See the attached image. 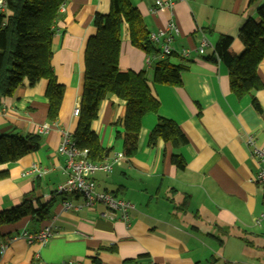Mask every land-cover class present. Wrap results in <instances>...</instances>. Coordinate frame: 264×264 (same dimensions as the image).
I'll return each instance as SVG.
<instances>
[{"label":"crops","instance_id":"obj_1","mask_svg":"<svg viewBox=\"0 0 264 264\" xmlns=\"http://www.w3.org/2000/svg\"><path fill=\"white\" fill-rule=\"evenodd\" d=\"M139 8L149 31L167 26L174 17L179 34L174 46L192 50L189 58L172 56L185 63L179 86L154 82V61L131 42L127 24L122 30L119 66L123 70L145 71L149 87L160 102L159 113L143 117L138 149L134 157L123 155L124 132L121 119L126 101L111 94L100 106L92 122L104 148L121 160L110 173L97 172V190L111 191L135 205L130 222L121 220L103 204L82 211L61 212L63 196L52 208L54 236L45 245L13 239L23 230L36 232L50 221L27 217L3 228L0 244L8 248L0 264H60L73 260L80 264H122L136 258L139 264H264V222L255 220L264 210V193L252 181L258 162L248 141L264 144V59L258 66L263 88L238 98L230 87L227 66L209 60L223 35L233 37L232 48L244 51L239 34L248 18H257L264 0H176L174 13L160 9L152 13L155 0H132ZM111 0H65L55 25L52 65L65 95L57 124L42 135L41 148L17 162L8 163V177L0 180V211L23 202L34 193L44 203L57 185L66 181L64 156L58 152L61 129L75 132L81 105L85 73V53L96 34V13L107 14ZM7 12V11H6ZM1 13V12H0ZM206 37L211 45L204 54L195 50ZM48 80L31 85L28 79L0 104V135L38 133L48 118L45 96ZM256 98L262 108L253 105ZM158 115L175 120L188 138L178 149L186 161L179 169L172 161L173 148L160 141L149 146V136ZM110 156V157H111ZM33 164L44 168L42 176L27 173ZM189 195L186 206L182 205ZM80 200V199H79ZM116 247L110 252L102 247Z\"/></svg>","mask_w":264,"mask_h":264},{"label":"trees","instance_id":"obj_2","mask_svg":"<svg viewBox=\"0 0 264 264\" xmlns=\"http://www.w3.org/2000/svg\"><path fill=\"white\" fill-rule=\"evenodd\" d=\"M7 3V12L0 13V104L4 97L14 95L25 79L31 85L46 79L48 118L56 122L66 88L54 71L52 46L55 25L65 0H7ZM257 13L258 17L248 18L240 30L239 37L244 44L241 54L232 48L233 37L223 35L216 43L214 53L207 57L227 66L231 90L238 98L263 88L258 66L264 59V5ZM93 23L96 34L87 43L81 111L74 139L92 161H103L111 156L112 149L103 147L91 124L98 117L102 101L114 94L126 101L125 114L120 120L125 130L118 132L117 138L124 140L123 155L131 158L137 153L143 117L148 113L158 114L160 102L151 92L145 71L123 70L119 66L124 24L129 27L132 44L156 56L154 82L179 86L188 65L173 62L172 56L157 57L159 49L150 41V31L132 0H111L109 13H96ZM253 105L262 112L255 97ZM160 141L172 146L171 161L179 169H185L186 161L178 149L188 143V138L175 120L163 115H158L149 136V146L155 147ZM41 145L40 133L1 134L0 180L9 175V170L4 168L6 164L38 151ZM188 199L189 195H186L183 206L187 205ZM55 202L56 196L43 203L34 193L25 195L19 205L0 211V237L4 227L27 217L50 221ZM102 249L116 252L114 246ZM93 262L102 264L98 258H93ZM122 264H139V261L129 258Z\"/></svg>","mask_w":264,"mask_h":264},{"label":"built area","instance_id":"obj_3","mask_svg":"<svg viewBox=\"0 0 264 264\" xmlns=\"http://www.w3.org/2000/svg\"><path fill=\"white\" fill-rule=\"evenodd\" d=\"M176 0H155L151 8L152 13H157L160 9L166 8L172 14L174 13ZM8 9L7 0H0V12L4 13ZM179 34V27L174 17L168 20L167 26L160 28L156 31H151L149 35L150 41L155 44L159 53L157 57L165 58L179 54L184 59L191 56L192 50L182 48L180 51L175 48V36ZM211 43L206 37L201 40L200 46L195 50L199 54H204L205 49ZM149 62L152 63L156 56L148 54ZM80 106L75 107L74 115H80ZM56 122L45 123L38 129V133H48ZM252 148V155L258 162V170L252 181L260 184L264 193V144H258L257 141L250 137L248 141ZM58 152L65 158V165L63 172L66 174V181L57 185L53 191V196H63L61 202V212L82 211L86 208H91L97 204H103L111 213L119 215L120 219L126 223L130 222V213L135 209V205L130 201L120 198L116 193L111 191L97 190V182L94 174L101 171L110 173L113 171L114 165L121 160V155L116 154L103 161L95 162L89 159L87 152L80 149L74 139V133L67 129H61V141L58 146ZM46 170L37 164H33L31 169L25 174H32L42 176ZM80 199V200H79ZM58 216L53 219L40 230L31 232L23 230L16 238H24L29 244L39 243L45 245L54 236V221ZM257 225L264 222V210L255 220ZM8 248L7 243L0 244V254L3 256ZM60 264H80L73 260H64Z\"/></svg>","mask_w":264,"mask_h":264},{"label":"rangeland","instance_id":"obj_4","mask_svg":"<svg viewBox=\"0 0 264 264\" xmlns=\"http://www.w3.org/2000/svg\"><path fill=\"white\" fill-rule=\"evenodd\" d=\"M52 194H53V192H52Z\"/></svg>","mask_w":264,"mask_h":264}]
</instances>
